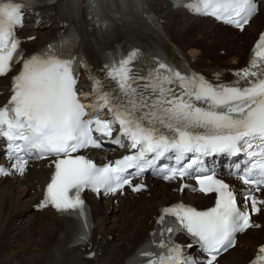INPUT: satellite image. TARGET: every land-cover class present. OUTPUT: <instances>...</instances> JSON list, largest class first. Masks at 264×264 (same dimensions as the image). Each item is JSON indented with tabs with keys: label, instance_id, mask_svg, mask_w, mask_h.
I'll use <instances>...</instances> for the list:
<instances>
[{
	"label": "snow or ice",
	"instance_id": "snow-or-ice-1",
	"mask_svg": "<svg viewBox=\"0 0 264 264\" xmlns=\"http://www.w3.org/2000/svg\"><path fill=\"white\" fill-rule=\"evenodd\" d=\"M27 6L0 4V77H8L16 64L22 65L11 77L7 104L0 107V138L6 139V151L15 160L11 168L23 174L26 157L50 158L54 175L44 206L80 215L86 212L84 190L116 194L128 186L140 192L146 185L133 184V179L150 168L164 181L194 179L202 194L212 195L214 206L204 211L183 204L163 208L152 236L159 238L157 246L166 252L156 258L145 252L146 264H220L219 257L235 247L237 234L260 227L253 214L264 215V198L257 196H264V35L255 44L249 65L234 73L237 79L232 85H214L156 62L150 83L138 93L133 84L143 77L135 75L138 53L132 51L116 65L106 66L107 75L129 97L128 103L112 104L102 94L112 118L101 120L98 112L97 117L85 119L72 60L23 55L14 32L22 27ZM188 7L238 31L264 14V0H202V8ZM173 84L175 88L169 87ZM117 124L120 131L114 143L123 147L128 141L133 154L103 167L78 154L102 147L103 138H111ZM169 153H175V166L156 168L157 161ZM189 154L194 158L185 163ZM224 155L247 158L237 175L245 186L239 191L206 166L208 158ZM0 173L11 174L4 169ZM178 234L189 243L176 242ZM184 247L195 248L200 255H186ZM257 261L264 264V246Z\"/></svg>",
	"mask_w": 264,
	"mask_h": 264
},
{
	"label": "bare ground",
	"instance_id": "bare-ground-1",
	"mask_svg": "<svg viewBox=\"0 0 264 264\" xmlns=\"http://www.w3.org/2000/svg\"><path fill=\"white\" fill-rule=\"evenodd\" d=\"M61 2L43 10L41 23L44 26L50 24V30L40 32L27 28L21 32L27 52L41 47L57 32L55 23L60 22ZM149 4L166 40L187 59L190 66L215 80L232 78L231 73L245 64L255 38L264 28V14L253 18L245 32L239 34L210 19L174 9L168 0H149ZM249 33L251 40L247 41L245 38ZM220 40L222 44L216 43L214 52H211L210 44ZM222 51L227 54L222 55ZM9 83L10 76L0 82V104L10 95ZM86 153L94 160L109 158L106 151L89 149ZM53 171L51 160H45L40 165L28 167L23 174L13 170L9 176L0 178V254L3 253L0 264H125L126 258L150 236L165 206L183 202L203 208L214 203L212 195L189 190L182 192L180 181L175 186L173 181L163 183L150 176L138 181L148 185V191L141 194L131 191L128 186L124 191L107 196L87 194L93 217V235L87 244L74 245L73 240L79 231L77 220L59 216L51 208H39L45 185ZM229 180L233 186L241 187L237 180ZM257 196L264 198L261 193ZM138 206L140 215L137 221L125 228L122 223L121 232L116 236L114 222L118 213L128 207L133 211ZM256 220L262 227L247 230L238 239L236 247L220 258V264H245L256 254L264 240V215L257 216ZM235 250H238L236 254ZM92 252L95 255L89 257Z\"/></svg>",
	"mask_w": 264,
	"mask_h": 264
},
{
	"label": "rangeland",
	"instance_id": "rangeland-1",
	"mask_svg": "<svg viewBox=\"0 0 264 264\" xmlns=\"http://www.w3.org/2000/svg\"><path fill=\"white\" fill-rule=\"evenodd\" d=\"M261 15V14H260ZM257 34V33H256ZM250 36H251V33H249V34H247V36H246V38L245 39H247V41H250L251 40V38H250ZM219 45H221L222 44V41L220 40V41H216V42H214V43H212V44H210L212 47L210 48V50H211V52H214V48L213 47H215V45H217V44ZM210 45H206V46H210ZM216 54V53H215ZM214 54V55H215ZM138 197H141V195L140 196H138ZM130 207H128V208H124V209H122V211L121 212H119L118 213V218H117V220L114 222V224H116L115 225V227H117V231H114L115 232V234H116V236H118L119 234H120V232H121V228H120V225L123 223V228H125V226L126 225H128V224H132L133 222H136L137 221V219L139 218V215H140V207L138 206L135 210H133V211H130L131 209H129ZM126 212V213H125ZM120 214V215H119ZM25 220H23V222H24ZM236 252H238V250H235L234 251V253L236 254ZM1 253H2V251H1ZM2 255H3V253L2 254H0V259L2 258Z\"/></svg>",
	"mask_w": 264,
	"mask_h": 264
}]
</instances>
